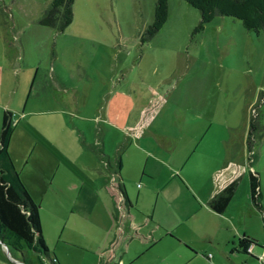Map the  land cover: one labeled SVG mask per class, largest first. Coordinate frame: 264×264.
I'll return each instance as SVG.
<instances>
[{"label":"rangeland","instance_id":"rangeland-1","mask_svg":"<svg viewBox=\"0 0 264 264\" xmlns=\"http://www.w3.org/2000/svg\"><path fill=\"white\" fill-rule=\"evenodd\" d=\"M47 1L0 0V117L7 108L17 122L11 146L16 154L30 152L31 165L42 158L44 168L50 158L58 160L64 181L101 183L99 199L112 201L107 209L114 240L129 230L118 240L127 257L143 244L140 233L152 220L155 196L154 221L169 222L184 211L191 196L186 180L197 184L234 174V192L245 196L246 172L253 169L264 217L262 30L248 31L237 19L214 15L192 32L198 11L184 0H167L164 22L142 40L154 0H72L70 22L55 30L35 20ZM254 111L262 135L253 142L249 163L244 137ZM146 131L152 134L144 138ZM116 153L132 204L138 195L130 216L119 206L116 177L106 165L113 166ZM50 194L49 188L39 214L49 252L54 244L65 245L74 253L71 264H94L77 244L103 243L112 230L104 210L101 228L92 216H71L66 227H81L83 235L71 233L62 244L63 231L58 237L45 211ZM246 225L262 252L259 212L248 214ZM180 247L156 244L139 264H168L180 256ZM58 249L53 250L62 258Z\"/></svg>","mask_w":264,"mask_h":264},{"label":"crops","instance_id":"crops-1","mask_svg":"<svg viewBox=\"0 0 264 264\" xmlns=\"http://www.w3.org/2000/svg\"><path fill=\"white\" fill-rule=\"evenodd\" d=\"M6 107H8V105ZM12 114L13 113L11 112V117L14 122ZM16 124L17 122L13 124L12 133L7 147L8 154L22 184L31 198L38 203L39 214L40 211L44 209V194H46L50 188L52 195L50 194L47 199L45 211L51 218L54 228L58 229V237L63 231V240L61 239L62 244H67V239L72 235L71 233H73V238L74 236L79 238L83 235L81 227H77L79 223H77V228H74L75 230L71 228L70 224V228L66 227V223L70 221L71 216L80 221L87 220L92 216L95 225H98L101 228L102 215L99 211L100 207H102L107 215L109 228L111 227L112 230L111 232H109L110 229L106 230L105 235L107 236L103 243L95 240L92 241L93 244L89 243L87 246H85L86 244H77L80 249L90 252L94 264H125V261L129 264H133L134 262L139 264L140 256L146 252H150L151 249L153 250L156 244L163 246H182L180 247L182 250L180 256L170 259L168 264H264V262L260 260L262 252L255 248L257 245H249L248 249L246 248V251L243 252L237 242V239L242 235L252 238L249 227L246 225V218L248 214H255V212H258L250 203L248 187L247 195L245 194V196L236 195L234 192L221 212H215L207 206V200L227 182L234 179V174L221 177L214 181L210 179V177H207L197 184L186 180L185 182L191 196L189 199L185 200L184 211L180 212L169 222H162L161 217L157 218L155 221L153 220L157 198L155 196V202L150 205L149 208V218L152 220L149 222V227L144 232L140 233V238L144 239L143 244L138 250L130 252L131 255L127 257L124 254L126 247L124 246L123 248L122 244L118 243V240L121 238L123 241L122 235H129V230L123 229L122 235L120 237L118 236L116 241L114 240V222L107 209V203L111 200L106 203V199H99L100 193L98 190L102 187L101 183H98L97 180H95L96 184L94 183V186H90L72 178L64 181L57 171L59 161H53L51 158L47 162L46 168H44V160L42 158L39 164L35 163V161L32 163L34 165H31L27 156L30 152H26V154L20 152L19 154H16L11 147L12 139L16 130L14 127ZM151 134L152 132L146 131V133H142L141 135H144L145 138ZM40 155L43 157V152L40 151L39 156ZM108 167L110 172L115 170V164H113V166L109 164ZM120 167L121 161L119 164V168ZM119 168L117 174L120 177ZM146 172L149 173V171ZM113 175L116 177L117 181L116 174ZM120 182L123 185L121 178ZM246 185L247 172L245 189ZM119 196V206L120 203H122V206L124 205L125 214L130 216L131 214L129 211H133V207L138 208L136 205L138 195H134L133 204L126 195L125 190L124 194H120ZM140 210L144 211L143 209ZM259 214L261 219V213ZM41 234L44 238V230L42 227ZM85 235L86 234H84V236ZM129 238L131 237L129 236ZM90 244L91 247H89ZM54 245L56 249L59 248V252H62V258H59V253L57 254L55 250H53L55 248L49 252L47 247L49 256L55 258L58 264H71L69 256L71 254L74 255V253L71 252L72 250L65 247V245H61L62 247H57V244ZM208 248L212 249L211 253L208 251L206 252ZM102 250H105L104 253H102ZM22 258L27 259V264H50L48 259L43 256L37 260L29 250L17 251L8 249L6 245L0 242V264H26L23 262ZM251 259H253V261ZM154 260L155 259H152L150 262ZM153 263L157 264L158 262Z\"/></svg>","mask_w":264,"mask_h":264},{"label":"trees","instance_id":"trees-1","mask_svg":"<svg viewBox=\"0 0 264 264\" xmlns=\"http://www.w3.org/2000/svg\"><path fill=\"white\" fill-rule=\"evenodd\" d=\"M198 11V21L192 32L202 29L214 15L228 16L239 20L246 30L264 33V0H184ZM72 0H48L38 16L36 22L50 26L55 30L64 29L71 20ZM167 14V0H154L151 21L143 28L140 39L149 38L162 25ZM264 87V72H263ZM264 94V90L262 91ZM257 114L249 116L244 137L246 159L251 163L253 158V142L262 135L257 127ZM11 112L3 109L0 117V242L8 249L33 253L39 260L41 256L48 259L50 264H58L55 258L49 256L47 246L41 234L39 205L35 202L22 184L13 162L8 154V143L13 128ZM102 155V153H101ZM104 156V155H103ZM108 162V160H107ZM116 187L120 194L124 188L117 174L119 168V153L114 158ZM109 165L108 163L106 164ZM237 186V179L227 182L208 200L207 206L215 212H221L227 205ZM248 196L252 206L261 213V222L264 228V217L260 204V190L257 174L253 169L247 170ZM238 245L244 252L249 245H257L256 240L247 236L237 239ZM27 264V259L22 258Z\"/></svg>","mask_w":264,"mask_h":264},{"label":"built area","instance_id":"built-area-1","mask_svg":"<svg viewBox=\"0 0 264 264\" xmlns=\"http://www.w3.org/2000/svg\"><path fill=\"white\" fill-rule=\"evenodd\" d=\"M247 249H248V247H247ZM260 260L262 262H264V244L262 245V253H261V256H260Z\"/></svg>","mask_w":264,"mask_h":264},{"label":"water","instance_id":"water-1","mask_svg":"<svg viewBox=\"0 0 264 264\" xmlns=\"http://www.w3.org/2000/svg\"><path fill=\"white\" fill-rule=\"evenodd\" d=\"M262 248V246H260Z\"/></svg>","mask_w":264,"mask_h":264}]
</instances>
